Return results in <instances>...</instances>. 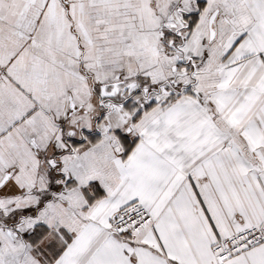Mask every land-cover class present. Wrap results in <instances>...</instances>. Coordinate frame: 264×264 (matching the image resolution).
<instances>
[{
	"label": "snow or ice",
	"instance_id": "snow-or-ice-1",
	"mask_svg": "<svg viewBox=\"0 0 264 264\" xmlns=\"http://www.w3.org/2000/svg\"><path fill=\"white\" fill-rule=\"evenodd\" d=\"M0 264H264V0H0Z\"/></svg>",
	"mask_w": 264,
	"mask_h": 264
}]
</instances>
